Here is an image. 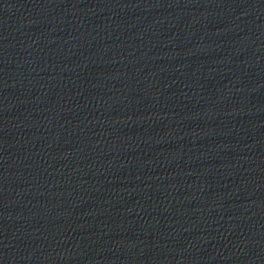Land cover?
<instances>
[{"label":"water","instance_id":"water-1","mask_svg":"<svg viewBox=\"0 0 264 264\" xmlns=\"http://www.w3.org/2000/svg\"><path fill=\"white\" fill-rule=\"evenodd\" d=\"M0 264H264V0H0Z\"/></svg>","mask_w":264,"mask_h":264}]
</instances>
